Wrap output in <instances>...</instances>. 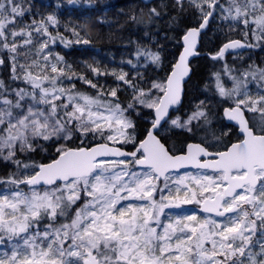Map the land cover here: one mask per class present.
<instances>
[{"label": "snow or ice", "instance_id": "6c2138e0", "mask_svg": "<svg viewBox=\"0 0 264 264\" xmlns=\"http://www.w3.org/2000/svg\"><path fill=\"white\" fill-rule=\"evenodd\" d=\"M187 2L199 13L198 26L183 35L184 52L171 75L143 89L123 70H102L86 61L76 73L51 46L57 40L66 46L88 44L77 31L79 24L65 26L76 37L68 40L59 33L55 15L24 22L33 10L30 4L0 0V51L6 53L11 79L29 86L8 91L0 79V160L14 164L17 173L34 172L19 179L16 174L0 178L6 186L0 192V264H264V88L253 96L246 79L230 76L233 86L226 89L216 75L219 95L232 105L224 115L243 136L225 151L210 153L201 144H188L186 155H173L154 135L168 108L179 101L180 82L189 71L187 57L209 17L221 14V19L243 26L245 40L251 34L257 44H264V0H226L227 7L220 0ZM175 3L182 9L184 0ZM149 14L160 16L155 7ZM253 46L230 41L216 58L229 49ZM144 55L159 64L158 53ZM4 64L0 56V66ZM85 71L94 78L111 75L127 85L131 101L122 105L117 88L105 93ZM225 71L231 72L227 67ZM242 76L264 81V68ZM73 79L89 85L95 95L74 84L62 86ZM138 107L154 111L143 140H138L136 122L128 115L138 116ZM199 118L210 123L200 110L182 124L179 118L171 124L192 131L188 125ZM73 137L100 142L75 148L62 143L48 164L17 158L18 153L35 152L39 141L70 142ZM137 143L136 151L122 150ZM201 156L215 158L201 161ZM186 164L200 171L185 173L170 187L165 174ZM160 177L163 188L156 183ZM187 205H196L198 211L165 212Z\"/></svg>", "mask_w": 264, "mask_h": 264}, {"label": "trees", "instance_id": "16d2710c", "mask_svg": "<svg viewBox=\"0 0 264 264\" xmlns=\"http://www.w3.org/2000/svg\"><path fill=\"white\" fill-rule=\"evenodd\" d=\"M25 3L30 4L33 10L31 14L25 15L24 22L31 23L33 18L40 20L42 17L53 14L60 21V24L56 26L59 33L68 40L74 41L76 37L72 36L66 27L71 29L77 24L80 25L77 31L80 37L89 41L88 44L81 42L66 46L57 40L51 46V50L63 56L76 73H81L82 62L86 61L102 70H123L128 74L127 78L135 77L133 83H138L143 89H147L154 81H162L168 76L182 49L183 34L190 27L198 26L200 20L198 11L189 7L187 0H184L182 9L176 5L175 0H153L150 3H144L141 0H25ZM220 3L227 7L226 0H220ZM152 7L160 12L159 17L150 16L149 9ZM131 16H135L136 20H131ZM173 17L176 19L173 20ZM243 31L242 25L221 19V14L214 13L206 31L201 35L197 56L191 62L192 73L184 85L182 103L171 112V117L179 118L182 124L193 113L204 110L210 123H205L204 118L193 120L188 125L192 131L172 126L167 127L168 129L163 132L161 128L157 133L170 152L184 151L189 141L201 142L210 150L217 151L241 139L237 127L226 123L222 116L223 107L231 106V104L219 95L215 77L217 74L223 75L227 67L231 70V76L248 81L247 88L253 96L259 89L264 88V81H259L258 77L253 80L251 76H242V73L252 68H264V44H257L251 34L245 40ZM49 32L56 35L52 28H49ZM235 38L241 39L243 44L256 46L244 47L234 54L216 58L221 45ZM138 48L141 52L139 56H137ZM144 53H158L159 64L152 62L151 57ZM0 56L5 57V64L0 66V79L4 81L5 88L8 91L28 88L29 86L23 80L11 79V68L6 53L0 51ZM128 61H131V64L127 63ZM143 63L145 65H142ZM17 72L19 73V69ZM83 75L91 79L97 88L105 93L109 88H117V96L122 105L131 101V89L116 81L113 76L104 74L94 78L87 71L83 72ZM224 76L233 83L226 75ZM72 84L81 92L95 95L94 89L78 79H73L71 82L65 80L63 86L68 88ZM224 86L227 88L225 84ZM202 101L203 105H201ZM198 105L201 107L198 108ZM136 111L139 112L138 116L131 113L128 115H131L136 122L137 138L142 140L154 118V111L143 107H138ZM246 115L248 116L247 113ZM222 132H228V135L221 136ZM216 137L220 139L217 140ZM97 142H100L99 139L94 141L90 137L79 139L73 137L70 142L61 140L58 143L39 141L41 147H36L35 152L23 155L18 153L17 158L24 163L39 165L56 158L55 149L62 143H66L68 147H77L90 146ZM137 147H139L138 143L124 146L131 152L136 151ZM137 170H140L139 167ZM208 172L211 173V171ZM32 173L31 169L17 173L14 164L0 160V178L16 174V178L19 179ZM170 175L172 173H168L167 176ZM163 180L156 181L158 187H163ZM21 187L24 186L21 185ZM5 188L4 184H0V192H3Z\"/></svg>", "mask_w": 264, "mask_h": 264}, {"label": "water", "instance_id": "95a60500", "mask_svg": "<svg viewBox=\"0 0 264 264\" xmlns=\"http://www.w3.org/2000/svg\"><path fill=\"white\" fill-rule=\"evenodd\" d=\"M141 1L144 2V3H150V2L153 1V0H141ZM211 18H212V17H209V19H208V24H209ZM208 24H207V26L205 27V29L200 33L199 37H197L195 47L192 49V54L189 55V56L187 57L186 65H187V68L189 69V71H188V73L183 77V79H182L181 82H180V89H181V92H180L179 101H178V103H176L175 105H172V106H170V107L168 108V114H167V117H166L164 120L161 121V126H160V128H162L163 125L167 122V120L171 117V112H172V110H173L174 108L178 107V106L182 103V100H183V94H184V91H185V87H184V85H185V83L187 82V80L189 79V77H190V75H191V73H192L191 62H192V60L197 56V53H198L197 49H198V46H199V43H200L201 35H202L203 32L206 31V29H207V27H208ZM193 27H196V26H193ZM190 28H191V27H190ZM184 34H185V33H184ZM184 34H183V35H184ZM236 40L241 41V43H243L242 40L239 39V38L231 39V40H228V41L224 42V43L221 45L220 49L223 47L224 44L229 43L230 41H236ZM184 47H185V42H184V40H183V36H182V49H181V51L179 52V54H178V56H177V59H176V61L174 62L173 66H172V69H171V71L169 72L168 76L171 75V72H172L173 68L175 67L176 63H178L180 55L184 52ZM243 48H244V47H240V48H235V49H229V50H226L225 53H224V55H226V54H234V53H236V52L242 50ZM231 106H232V105H231ZM231 106L227 105V106L223 107V109H222V116H223L224 120L226 121V123L231 124V125L234 126V125H235V121H230V120L224 115V109H225V108H229V107H231ZM245 115H246V114H245ZM246 116H247V115H246ZM153 119H154V118H153ZM150 129H151V125H150V127H149V130H150ZM159 130H160V129H159ZM237 131H238V133L240 134V130H239L238 127H237ZM157 132H158V131H154V135H156L157 138H158V139H159V140L165 145V147L167 148L166 144L161 140V138H160V136L158 135ZM240 135H241V134H240ZM241 136H242V135H241ZM145 138H146V135L144 136L143 139H145ZM242 138H243V136L241 137V139H242ZM143 139H142V140H143ZM239 140H240V139H239ZM239 140L234 141V142H232V143H237ZM232 143H230L228 146H230ZM188 144H201V146L207 148L208 152H210V153H217V152L225 151V150H226V148H224V149H221V150L213 151V150H210L207 146H205V145H204L203 143H201V142H198V141H189V142L186 144V146H185V150H184V151H181V152H178V153H172V152H170V151H169V152H170V154H173V155H186V152H187V145H188ZM94 145H95V144H92V145H90V146H94ZM117 146H119V145H117ZM84 147H89V146H84ZM72 148H75V147H72ZM122 150L125 151V152H131L129 149L124 148V147H123ZM56 158H57V157H56ZM56 158H54V159H56ZM214 158H215L214 156H207V157H205V156H201V157H200V160H201V161H203V160H212V159H214ZM52 160H53V159H52ZM52 160H49V161L43 162V163H41V164H48V163H51ZM138 167H139V166H138ZM187 169H197V168H196L195 165H193V164H186L184 167H181V168L170 169L165 175H167V174L170 173V172H177V171H180V170H187ZM37 171H38V169H37ZM209 171H211V170H209ZM32 174H34V172H33ZM32 174H31V175H32ZM160 179L162 180V179H164V177H160Z\"/></svg>", "mask_w": 264, "mask_h": 264}, {"label": "rangeland", "instance_id": "374dc122", "mask_svg": "<svg viewBox=\"0 0 264 264\" xmlns=\"http://www.w3.org/2000/svg\"><path fill=\"white\" fill-rule=\"evenodd\" d=\"M142 65H145V63H143ZM223 75H226L230 79L231 75L226 73V71H225V73ZM223 75H220L221 82L223 84V81H224V84L227 86V88L224 86V84H223V86L226 89H230L233 86V83H230L229 80L225 76L223 77ZM154 82L159 83V82H161V80H156ZM215 83H216V77H215ZM9 98H13V97H9ZM173 119H177V118L176 117L169 118L167 123L161 129L163 132L168 129L167 127L170 128V127L174 126V125L171 124V120H173ZM198 171H200V170H197L196 172H191L190 170H180V171H177V172H170V173H172V175L168 176L169 177V186L170 187L173 186L175 184V181L177 179H179L180 176L185 175V173H191V174L195 175ZM209 174H211V173H209ZM161 188H163V187H161ZM167 194L168 193L165 192V195H167ZM181 194H183V193H181ZM157 199H158V197H157ZM196 207H197L196 205H187V206L182 207L181 209H171V210L165 209V212L167 213V212L171 211L174 215L179 213V212L191 213L193 211H197ZM161 218L163 220V216ZM158 231H159V229H158Z\"/></svg>", "mask_w": 264, "mask_h": 264}, {"label": "flooded vegetation", "instance_id": "af4514ba", "mask_svg": "<svg viewBox=\"0 0 264 264\" xmlns=\"http://www.w3.org/2000/svg\"><path fill=\"white\" fill-rule=\"evenodd\" d=\"M242 137V136H241Z\"/></svg>", "mask_w": 264, "mask_h": 264}]
</instances>
